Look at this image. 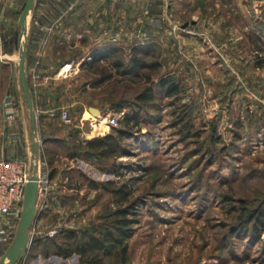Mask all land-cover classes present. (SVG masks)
Wrapping results in <instances>:
<instances>
[{
    "label": "rangeland",
    "instance_id": "374dc122",
    "mask_svg": "<svg viewBox=\"0 0 264 264\" xmlns=\"http://www.w3.org/2000/svg\"><path fill=\"white\" fill-rule=\"evenodd\" d=\"M135 3L131 18L117 32L121 44L114 58L122 59L126 67L135 45L154 41L157 47L145 59L159 61L160 66L140 68L134 76L117 72L113 58L84 64L79 75L63 77L54 85H59L62 95L51 120H41L44 113L33 97L39 170L50 161L56 168L48 167L47 185L53 188L39 195L30 239L102 223L103 215L122 204L113 189L127 185L128 201L139 204L129 239V264H264V230L251 232L254 220L249 218L254 210L264 211V41L260 36L264 29L257 14L263 4L259 0ZM20 15H14L15 26L4 32L9 40L3 38L2 48L14 55L15 68L11 75L6 64L0 66V92L6 97V90L14 91L15 85L17 100L24 101L18 68L25 42L18 26ZM151 18L160 19L162 27L151 25ZM199 18L211 26L203 35L168 29L172 21L192 27ZM33 75L27 74L30 90V77L37 86ZM107 75L111 78L97 83ZM162 76L177 81L176 96L167 97L158 87ZM149 86L156 91L154 104L140 112L138 125L122 139L123 153L111 156L106 164L82 156L71 162L68 154L73 147L49 143L52 135L63 132L81 137L78 123L92 114L89 105L121 122L134 109L129 104ZM120 106L122 111L117 110ZM27 107L26 103L28 135L32 127ZM63 110L71 123L60 118ZM84 124L91 130L89 123ZM103 130L105 135L113 129L104 126ZM35 156L31 151L27 158L32 167L37 165ZM19 220L15 216L7 244L0 238V259L14 240ZM238 226H248L247 232H238ZM2 228L5 235L8 231ZM29 248L30 242L16 264H82L76 253L64 258L52 246L47 253L43 246ZM105 264L116 262L108 258Z\"/></svg>",
    "mask_w": 264,
    "mask_h": 264
},
{
    "label": "crops",
    "instance_id": "0c3cea01",
    "mask_svg": "<svg viewBox=\"0 0 264 264\" xmlns=\"http://www.w3.org/2000/svg\"><path fill=\"white\" fill-rule=\"evenodd\" d=\"M26 1L0 0V66L6 64L11 75L13 67L15 68V59L11 52H7L2 48L3 38L5 41L9 38H7V33L4 32L13 27L15 24L14 15L22 13ZM136 1L35 0L34 7L26 23V70L29 76L31 73L34 74L33 78L37 81V86L34 87L30 77L31 91L35 94V96L33 95L36 100L35 105L37 109L44 113L41 115V120H51V117H53L52 111L58 107L62 92L58 88L59 85L57 87L54 85L59 84L60 79L64 80L62 78L69 75H79L82 72V65L91 61V55L94 51L105 48L107 45L118 46L121 44L118 41L119 39L116 38L117 32L122 29L124 21L129 20L128 17L135 10ZM259 2L263 5H261L257 14H261L260 17H263H261L263 23H261L260 29H264V0H259ZM169 7L171 8L172 5L170 4ZM197 21L191 23L192 27L188 25L185 32L203 35L206 30L211 28L208 23H202L200 18ZM244 27L247 28L248 26L245 25ZM195 30L200 32H194ZM260 36L264 41V36L261 34ZM67 64L71 66V69L66 71L68 72L66 75V72L63 73V67ZM13 87L14 91H11V89L6 90V97L3 96V92H0V159L22 158L28 160L27 158L31 157L32 141H30V134L28 136L26 130L27 112L24 108L26 102L25 100L21 101L19 98L17 100L15 85ZM8 100H13L12 104H8ZM90 107L95 106H87V111ZM39 120L40 115L37 116V121L39 122ZM78 125L79 129L82 130L80 132L83 133L80 137L82 140L102 136L94 134L92 129H85V124L78 123ZM73 135L72 132L69 134L68 132L54 134L49 143L58 147L66 145L71 148L78 141L77 136ZM68 155L71 162L77 159V157L71 156V152ZM45 165L47 166L46 169L44 167L42 170L41 167L39 175L41 178L51 181L48 167L50 166L53 169L56 168V165L52 161L49 164L46 162ZM44 170H46L45 174H43ZM47 184V191L53 188V185L49 186ZM42 188L40 196L43 194ZM15 216L14 213L9 212L0 217V223L8 231L4 235L5 230L0 226L4 231L0 235L2 243L7 244V241H9L11 234L9 229L10 226L12 228L15 226Z\"/></svg>",
    "mask_w": 264,
    "mask_h": 264
},
{
    "label": "trees",
    "instance_id": "16d2710c",
    "mask_svg": "<svg viewBox=\"0 0 264 264\" xmlns=\"http://www.w3.org/2000/svg\"><path fill=\"white\" fill-rule=\"evenodd\" d=\"M155 47L157 46L154 41L135 45L132 48L130 64L125 67L122 59L114 58L115 54L119 51L118 47L107 45L105 48L94 51L91 55V61L88 63L95 64L113 58L111 64L117 72L121 75L136 76L140 74V68H155L160 66L161 63L159 61L149 63L145 59L151 55V51ZM262 47L264 48L263 42ZM261 63L262 61H259V64ZM84 64L86 65L87 63ZM110 78L111 75H107V77L99 79L97 83ZM158 87L161 90H165L167 97L178 94V85L175 79L162 76L158 80ZM155 97L156 91L153 87H146L136 96L135 101L129 104L134 109L125 113L120 122L122 127H112V132L90 140H82L80 137H77L78 141L71 150V156H82L97 162L101 166L106 164V160L111 156L122 154V139L132 134L131 129L139 123L140 112L150 106V104H154ZM124 107H127V105ZM123 108L120 106L117 110L122 111ZM75 135L76 133L73 136ZM94 187L98 186L95 185ZM105 187L108 188L106 184ZM113 193L120 197L122 204L118 205L109 215H103L102 223L99 222L82 229L64 228L53 236L49 234L34 236L30 243V251L43 246L47 253L52 246L55 249V253L64 258H68L75 253L79 254L80 263L82 264H105L108 258H114L116 264H129V239L134 233L133 226L137 222L135 216L138 213L139 204L137 201H128L129 192L127 185L113 189ZM249 218L250 220H254L251 232H255L256 230L261 232L264 230V211L254 210ZM240 230L247 232L248 226L245 228L238 226L237 231L240 232ZM58 237H62V240L59 241Z\"/></svg>",
    "mask_w": 264,
    "mask_h": 264
},
{
    "label": "water",
    "instance_id": "95a60500",
    "mask_svg": "<svg viewBox=\"0 0 264 264\" xmlns=\"http://www.w3.org/2000/svg\"><path fill=\"white\" fill-rule=\"evenodd\" d=\"M35 0H27L23 11L19 19V27L21 29V39H26L27 37V20L30 15L31 10L34 7ZM189 25L186 22L182 28H187ZM26 61H27V43L26 40L23 43L22 49L20 51L19 59V79L21 88L23 91V97L27 103L28 109L30 110V119L32 131L30 133V139L32 141V151L36 154L35 159L37 162L36 166L31 168V178L26 184L25 187V196L23 201V208L20 215V220L18 223L17 231L14 237V240L11 246L6 250L3 257L0 259V264H16L18 260L25 254L28 249L30 239L31 229L36 220L37 210H38V200L40 194V180L38 176L39 172V142L35 141V128H36V112L34 108L33 96L30 90L27 70H26ZM89 111L94 116H100L102 111L97 107H90Z\"/></svg>",
    "mask_w": 264,
    "mask_h": 264
},
{
    "label": "built area",
    "instance_id": "2783aa9c",
    "mask_svg": "<svg viewBox=\"0 0 264 264\" xmlns=\"http://www.w3.org/2000/svg\"><path fill=\"white\" fill-rule=\"evenodd\" d=\"M149 23L154 25L156 28L162 27V21L158 18H151ZM168 27L169 31L173 33L178 32L182 28L180 23L174 21L169 23ZM7 103L12 104V101L9 100ZM60 118L65 123L72 122V118L66 110L61 112ZM86 122L89 123L93 132L96 131V135H102L105 133L103 130L104 126L108 128L117 127L120 123V119L115 115H107L104 117L102 115L94 116L90 114V117H83L81 119V125ZM13 134H15V132H13ZM31 168L32 166L30 162L25 159H0V217L9 212L14 213L18 217L21 215L25 196V187L32 175ZM39 180L40 191L42 187V189L47 190L46 184L48 181L41 177H39ZM44 184L45 186L41 187V185ZM3 232L4 231L0 228V233Z\"/></svg>",
    "mask_w": 264,
    "mask_h": 264
},
{
    "label": "bare ground",
    "instance_id": "6f19581e",
    "mask_svg": "<svg viewBox=\"0 0 264 264\" xmlns=\"http://www.w3.org/2000/svg\"><path fill=\"white\" fill-rule=\"evenodd\" d=\"M71 69V66L70 65H66L64 68H63V73L66 72V71H69ZM90 117V116H88ZM88 117H84V118H88Z\"/></svg>",
    "mask_w": 264,
    "mask_h": 264
}]
</instances>
